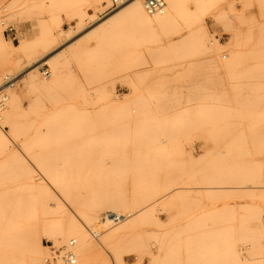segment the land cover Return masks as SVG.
<instances>
[{
  "label": "rangeland",
  "instance_id": "374dc122",
  "mask_svg": "<svg viewBox=\"0 0 264 264\" xmlns=\"http://www.w3.org/2000/svg\"><path fill=\"white\" fill-rule=\"evenodd\" d=\"M65 1L0 0V35L12 46L0 52V84L17 96L2 129L0 188L44 187L69 210L98 187L125 195L119 208L132 228L121 236V223L102 215L89 225L94 236L76 216L98 247L89 264H121L122 251L128 263L264 264V1L226 0L235 11L218 20V4L200 14L199 0H165L172 24L127 22L104 39L91 30L112 3L82 27ZM233 31L235 56L216 44ZM30 77L37 85H25ZM229 138L241 144L221 172L208 148ZM81 186L96 189H68ZM37 222L45 256L69 245L47 237L53 210ZM10 256L26 264L23 237L0 232V264Z\"/></svg>",
  "mask_w": 264,
  "mask_h": 264
},
{
  "label": "bare ground",
  "instance_id": "6f19581e",
  "mask_svg": "<svg viewBox=\"0 0 264 264\" xmlns=\"http://www.w3.org/2000/svg\"><path fill=\"white\" fill-rule=\"evenodd\" d=\"M53 2L55 0H52ZM165 1V0H164ZM218 1V0H217ZM199 0L195 4L196 13H205L209 9H215L218 4L221 11L215 12V18L221 20L226 13L233 8L234 4L229 3L226 0ZM264 1V0H260ZM107 2L111 5L112 0H66L64 2V9L68 13V18L75 20L78 24L84 27V24H93L94 18L92 15L93 10L96 5ZM166 7V3H165ZM159 11H151L145 3V0H123L122 3L118 5L112 4L113 10L107 13L104 19L92 27L93 36L99 39H104L114 33L120 26L126 24L127 22H133L137 24L141 29L144 30H156L165 25H170L175 22V17L172 8H165ZM237 17L242 18L243 13L235 14ZM201 23L206 30L209 29L205 25L203 16ZM90 31V32H91ZM232 31V30H231ZM78 37L76 39L80 40ZM29 36L18 38V41L23 42L22 46H27ZM240 36L237 31L232 32L231 41L227 44L217 42L219 48L230 47L231 55H238L237 48L239 46ZM71 45V44H70ZM12 46L9 41L0 35V52L9 50ZM232 48V49H231ZM12 78L8 77L10 81ZM25 85L33 86L37 85V80L35 77H30L25 81ZM0 84V143L3 140L2 129L5 125L9 124L16 113V94L11 90H7L9 85L4 87ZM118 98V96H114ZM119 99V98H118ZM121 105L125 101L118 102ZM229 143L234 145L228 147ZM241 140H236L235 138H229L221 142H215V145H211L208 148V154L217 158L216 164L219 166V170L223 172L228 167H231V163L225 162L223 157L231 155L235 157L238 153L239 145ZM66 189V188H65ZM68 189H96L93 187L81 186V187H68ZM96 192L91 195L87 200H83L74 205L71 210L65 209L59 202L53 200L52 192L47 188H13L5 187L0 188V232H15L16 236L23 237V241L26 245L28 251V257L26 264H49L47 258L49 254L45 256V245L42 239L39 238V229H37V220L41 215L49 214L50 211H54L58 216V222L56 226L49 231H47V237L53 240L57 244H67L64 246V251H71L75 255L76 260L73 264H89L92 256V250L97 251L98 247L93 241L89 232L81 227L77 222V217L80 215L84 216L91 233L94 236H99L98 226L95 230L90 228L89 225L94 227V222L99 221V219L104 216L105 220L109 222L121 223V227H118L116 235L121 236L124 232L132 228L131 223H127V215L121 213L119 208L126 201V196L122 194H117L115 188L109 187H98ZM104 191V192H101ZM75 213V215L73 214ZM106 215V216H105ZM77 216V217H76ZM81 217V216H80ZM40 227V226H39ZM132 230L128 235L132 234ZM98 241L103 245L104 243L98 239ZM129 241L132 242V246L135 249L143 246V239L140 234L135 236H129ZM77 242V245H71V243ZM73 243V244H74ZM77 254H76V253ZM125 251L117 253L118 260L121 264H140L139 260L133 262H126L124 256ZM2 264H23L15 256H10ZM100 264H110L107 260H100Z\"/></svg>",
  "mask_w": 264,
  "mask_h": 264
},
{
  "label": "built area",
  "instance_id": "2783aa9c",
  "mask_svg": "<svg viewBox=\"0 0 264 264\" xmlns=\"http://www.w3.org/2000/svg\"><path fill=\"white\" fill-rule=\"evenodd\" d=\"M123 0H112V4L118 5L122 3ZM146 6L151 11H159L165 7V1L164 0H145ZM8 35H15V29L13 27H9L5 31ZM74 242L71 243L73 246ZM75 254L71 251H64V248H52L51 252L49 254V257L47 258V262L49 264H73L76 260Z\"/></svg>",
  "mask_w": 264,
  "mask_h": 264
}]
</instances>
